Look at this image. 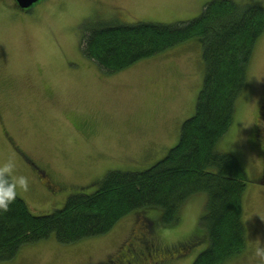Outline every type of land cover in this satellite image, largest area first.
Listing matches in <instances>:
<instances>
[{
    "label": "rangeland",
    "instance_id": "obj_1",
    "mask_svg": "<svg viewBox=\"0 0 264 264\" xmlns=\"http://www.w3.org/2000/svg\"><path fill=\"white\" fill-rule=\"evenodd\" d=\"M210 1L41 0L26 14L0 8V163L11 159L15 174L28 177V190L17 195L35 216L61 209L71 195L92 193L110 171H143L162 160L195 114L203 85L198 40L105 74L82 52L87 21L175 24L199 17ZM233 1L264 7L260 0ZM216 149L232 155L247 176L248 252L229 264H255L253 241L264 238V35L233 124ZM205 204V194L189 199L172 228L157 225L158 210L139 211L105 236L69 246L44 241L0 264H90L93 256L108 263L139 239L135 252L150 256L137 264H154L153 258L192 264L207 246L199 227ZM118 259L113 264H126Z\"/></svg>",
    "mask_w": 264,
    "mask_h": 264
},
{
    "label": "trees",
    "instance_id": "obj_2",
    "mask_svg": "<svg viewBox=\"0 0 264 264\" xmlns=\"http://www.w3.org/2000/svg\"><path fill=\"white\" fill-rule=\"evenodd\" d=\"M83 28L84 56L107 75L200 41L204 78L195 114L183 122L177 145L162 160L143 171H110L92 193L71 195L51 214L35 216L17 195L9 211L0 214V263L44 241L69 246L105 236L139 211L158 210L157 225L175 227L183 206L199 194L206 195L199 227L207 246L192 264H229L245 256L246 172L216 147L247 89L253 55L264 35V7L212 0L199 17L185 22L113 26L94 20Z\"/></svg>",
    "mask_w": 264,
    "mask_h": 264
},
{
    "label": "clouds",
    "instance_id": "obj_3",
    "mask_svg": "<svg viewBox=\"0 0 264 264\" xmlns=\"http://www.w3.org/2000/svg\"><path fill=\"white\" fill-rule=\"evenodd\" d=\"M264 3V0H260ZM15 163L9 159L0 163V214L6 213L10 209V205L17 198L18 191H27L29 188L28 177L24 175H16L14 172ZM261 220H264V213H259ZM247 219V218H246ZM246 238L249 237V231L246 229ZM253 258L255 264H264V238L257 236L253 241ZM107 264L106 258L103 256H93L90 264Z\"/></svg>",
    "mask_w": 264,
    "mask_h": 264
},
{
    "label": "flooded vegetation",
    "instance_id": "obj_4",
    "mask_svg": "<svg viewBox=\"0 0 264 264\" xmlns=\"http://www.w3.org/2000/svg\"><path fill=\"white\" fill-rule=\"evenodd\" d=\"M17 8H19V7H17ZM19 10H20V12L26 14V13L23 12L20 8H19ZM32 167H33V166H32ZM33 170L36 172L35 167H33ZM46 184H48V183H46ZM50 186H51V185H50ZM50 186H47V187L51 189ZM139 244H142L141 239L136 240V241H133L132 243H130V244L128 245V250L125 251V253H124L123 255H121V256H119V257L114 256L113 259L109 260L108 263H109V264H113V262H114L115 259H116L117 261H119L118 258H124V261H123V262L126 263V264H137V263H139V262L144 261L146 258H148V257L150 256V254H148V255H144V253H143V255H138V254L135 252L134 247H135V245H139ZM152 258H153V257H152ZM108 263H107V264H108ZM153 263H154V264H157V261H156L155 258H153Z\"/></svg>",
    "mask_w": 264,
    "mask_h": 264
},
{
    "label": "water",
    "instance_id": "obj_5",
    "mask_svg": "<svg viewBox=\"0 0 264 264\" xmlns=\"http://www.w3.org/2000/svg\"><path fill=\"white\" fill-rule=\"evenodd\" d=\"M40 2L41 0H16L17 6L22 10H28Z\"/></svg>",
    "mask_w": 264,
    "mask_h": 264
},
{
    "label": "crops",
    "instance_id": "obj_6",
    "mask_svg": "<svg viewBox=\"0 0 264 264\" xmlns=\"http://www.w3.org/2000/svg\"><path fill=\"white\" fill-rule=\"evenodd\" d=\"M10 2L9 3H3L0 1V8H7L8 9V12L10 13H19L20 10L19 8H17V3H16V0H9ZM8 5V6H7Z\"/></svg>",
    "mask_w": 264,
    "mask_h": 264
}]
</instances>
